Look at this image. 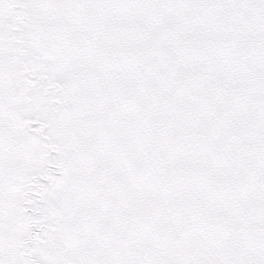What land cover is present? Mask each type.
Listing matches in <instances>:
<instances>
[{
    "label": "snow or ice",
    "instance_id": "obj_1",
    "mask_svg": "<svg viewBox=\"0 0 264 264\" xmlns=\"http://www.w3.org/2000/svg\"><path fill=\"white\" fill-rule=\"evenodd\" d=\"M0 264H264V0H0Z\"/></svg>",
    "mask_w": 264,
    "mask_h": 264
}]
</instances>
